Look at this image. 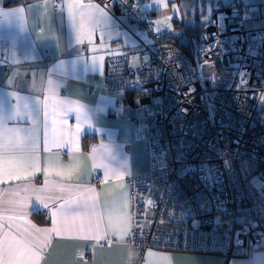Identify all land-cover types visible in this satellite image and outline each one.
Returning <instances> with one entry per match:
<instances>
[{
	"label": "crops",
	"instance_id": "crops-1",
	"mask_svg": "<svg viewBox=\"0 0 264 264\" xmlns=\"http://www.w3.org/2000/svg\"><path fill=\"white\" fill-rule=\"evenodd\" d=\"M200 1L166 0L165 8L163 0H150L143 9L153 13L158 29L192 49L209 19L198 23L199 17L209 16L214 0H206L205 8ZM247 2L260 11L257 18L246 16L245 22H255L247 27L262 28L264 0ZM69 4L75 5L73 15ZM81 11L94 21L91 43H78ZM169 16L176 28L185 27L181 35L164 30ZM141 43L151 38L134 20L92 0H7L0 8V121L19 130L5 137L0 129V244L7 237L17 264H264V246L228 259L158 249L142 256L130 243L129 180L149 165L133 119L145 109L135 103L134 91L108 92L105 76L110 56ZM93 56L104 60L94 64ZM75 103L80 113L69 110ZM54 120L63 140L54 138ZM12 140L16 152L6 150ZM19 154L34 160L16 166L6 159ZM96 173L102 182H95Z\"/></svg>",
	"mask_w": 264,
	"mask_h": 264
},
{
	"label": "built area",
	"instance_id": "built-area-1",
	"mask_svg": "<svg viewBox=\"0 0 264 264\" xmlns=\"http://www.w3.org/2000/svg\"><path fill=\"white\" fill-rule=\"evenodd\" d=\"M92 1L151 38L106 62L107 91H134L145 109L133 119L149 165L129 180L130 243L142 256L158 249L228 259L264 246V26L245 22L259 17L258 6L214 0L187 51L163 42L167 33L143 9L150 0Z\"/></svg>",
	"mask_w": 264,
	"mask_h": 264
},
{
	"label": "snow or ice",
	"instance_id": "snow-or-ice-1",
	"mask_svg": "<svg viewBox=\"0 0 264 264\" xmlns=\"http://www.w3.org/2000/svg\"><path fill=\"white\" fill-rule=\"evenodd\" d=\"M74 7H75V5H72V4L68 5L70 14H72V15H73L72 9ZM163 7H165V8L168 7L166 0H163ZM86 8H96L98 10L99 6L98 5H83V4L80 5V9H86ZM74 18H76V17H74ZM77 21H78V43L82 44L85 42V40H88V42L91 43V38L93 35L94 28L90 27V25H92L94 23L93 19L91 18V16L88 13L81 11ZM95 50H96V48L93 47V51H95ZM91 59H92L93 63L95 64L97 59H99V61H103L104 57L101 56V57L97 58V57L93 56ZM48 83H49V85H52L51 80H49ZM69 110L74 111L76 113H80V111H81L78 103L73 104ZM56 123L57 122L54 120L53 121L54 138L58 139V140H63L62 135L59 137H56V128H55ZM0 129H3V134L5 137H7V135L9 133L16 134L19 132V130L15 129V128H13V129L5 128L4 122H2V121H0ZM77 131H79V125L77 126ZM64 143H67V141H64ZM60 146H62V145L60 143H57V147H60ZM6 150L8 152H16L17 151V146L15 145L14 140L9 142V145L6 146ZM6 159H10L11 161H13V163L16 166H22V165L30 164V162H32L34 160V157L31 155H28V154H19V155H15V156L6 157ZM13 171L14 170L8 171L9 178H12ZM9 203H12V201H9ZM149 203H151V202L149 201ZM35 210L40 211L41 209L39 206H37ZM52 231L55 232L57 235L60 234L58 229L54 228ZM49 238L50 237H47L46 239H49ZM43 243L44 242H41V244H43ZM33 255H38V253H33ZM0 256L5 257V259L3 260V264H17V258L15 256V253L12 249L11 244L7 242V237L5 238V242L3 244H0Z\"/></svg>",
	"mask_w": 264,
	"mask_h": 264
},
{
	"label": "rangeland",
	"instance_id": "rangeland-1",
	"mask_svg": "<svg viewBox=\"0 0 264 264\" xmlns=\"http://www.w3.org/2000/svg\"><path fill=\"white\" fill-rule=\"evenodd\" d=\"M169 18H170V19H169V22L165 24V29H164V30L169 31V33H170V32H171V33L174 32L175 35L179 34L180 32H183V31L185 30V27H184V26H181V28H176V25L174 24V22H173V20H172V17L169 16ZM199 18H200V19H199L198 23H203V22H205V20L209 18L208 13H207V16H206V15H205V16L201 15ZM246 24H247L249 27H254V26H255V22H254V21H250V20H246ZM182 41H183V42L187 41V38L184 36V37L182 38ZM254 182L256 183V185H257L258 187H261V184H260L259 181L254 180Z\"/></svg>",
	"mask_w": 264,
	"mask_h": 264
},
{
	"label": "trees",
	"instance_id": "trees-1",
	"mask_svg": "<svg viewBox=\"0 0 264 264\" xmlns=\"http://www.w3.org/2000/svg\"><path fill=\"white\" fill-rule=\"evenodd\" d=\"M118 12L119 11L117 10L116 13H118ZM200 30H198L196 32L197 35H199ZM163 42H168V43H171V44H175V45L183 47L187 51H191V48L189 46H187V45H185L184 43L181 42V37H177V36H173V35L167 34V36L163 39Z\"/></svg>",
	"mask_w": 264,
	"mask_h": 264
}]
</instances>
